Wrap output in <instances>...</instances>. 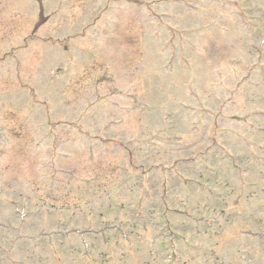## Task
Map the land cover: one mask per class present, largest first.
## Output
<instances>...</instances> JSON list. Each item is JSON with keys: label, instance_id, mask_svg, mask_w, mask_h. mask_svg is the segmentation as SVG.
<instances>
[{"label": "rangeland", "instance_id": "1", "mask_svg": "<svg viewBox=\"0 0 264 264\" xmlns=\"http://www.w3.org/2000/svg\"><path fill=\"white\" fill-rule=\"evenodd\" d=\"M0 264H264V0H0Z\"/></svg>", "mask_w": 264, "mask_h": 264}]
</instances>
